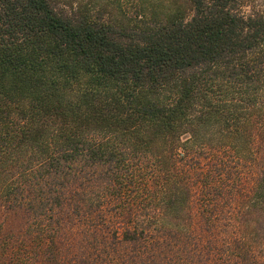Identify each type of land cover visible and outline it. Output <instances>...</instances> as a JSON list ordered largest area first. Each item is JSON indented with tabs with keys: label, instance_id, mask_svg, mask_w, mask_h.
I'll list each match as a JSON object with an SVG mask.
<instances>
[{
	"label": "trees",
	"instance_id": "16d2710c",
	"mask_svg": "<svg viewBox=\"0 0 264 264\" xmlns=\"http://www.w3.org/2000/svg\"><path fill=\"white\" fill-rule=\"evenodd\" d=\"M0 264H264V0H0Z\"/></svg>",
	"mask_w": 264,
	"mask_h": 264
},
{
	"label": "rangeland",
	"instance_id": "374dc122",
	"mask_svg": "<svg viewBox=\"0 0 264 264\" xmlns=\"http://www.w3.org/2000/svg\"><path fill=\"white\" fill-rule=\"evenodd\" d=\"M61 1H67V0H61ZM73 1L81 2V3H86L87 2V3H90L91 5L96 4L98 2H104V0H73ZM121 1H125L126 2V0H121Z\"/></svg>",
	"mask_w": 264,
	"mask_h": 264
}]
</instances>
